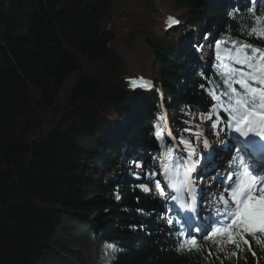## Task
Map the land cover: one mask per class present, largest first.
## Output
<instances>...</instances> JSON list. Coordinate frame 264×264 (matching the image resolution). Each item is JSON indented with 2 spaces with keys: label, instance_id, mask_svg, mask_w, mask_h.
Here are the masks:
<instances>
[{
  "label": "trees",
  "instance_id": "16d2710c",
  "mask_svg": "<svg viewBox=\"0 0 264 264\" xmlns=\"http://www.w3.org/2000/svg\"><path fill=\"white\" fill-rule=\"evenodd\" d=\"M236 8L240 17L250 8L264 16V7L239 1L0 0V264H72L64 248L76 240L115 244L122 251L110 264H222L206 255L219 237L178 251L165 222L174 202L149 179L119 174L137 149L158 160L138 158L144 177L160 168L174 144L162 106L224 121L225 100L212 95L226 88L221 69L203 68L191 37L178 39L180 26L168 19L203 27L215 47L249 39L229 17ZM230 46L221 45L222 56ZM254 249L257 257L241 253L237 264H264Z\"/></svg>",
  "mask_w": 264,
  "mask_h": 264
},
{
  "label": "snow or ice",
  "instance_id": "6c2138e0",
  "mask_svg": "<svg viewBox=\"0 0 264 264\" xmlns=\"http://www.w3.org/2000/svg\"><path fill=\"white\" fill-rule=\"evenodd\" d=\"M241 11L239 8L233 9L229 17L234 22V26L241 30V36L249 39L219 40L215 43V57L220 61L223 77L221 84L226 85V88L219 94L214 92L213 99L225 100L226 106L221 105L223 113H226L223 117L224 124L238 134L235 141L228 145L229 154L231 155L233 150L236 153L233 158V168L224 178L230 183L225 186V194L216 197L220 207L216 209L215 217L211 215L208 217L207 224L195 222L190 212L187 218L174 220L168 216L165 219L170 231L177 235L178 251H199V241L208 239L210 235L222 236L223 239L217 246L219 251L224 252L225 246L231 245L235 251L230 252L229 255L237 259L241 253L257 257L254 245L264 244V241L257 238L258 233H264V179L257 183L255 177L259 173H256L252 167L257 155L264 159V16L256 14L250 8V16L240 17ZM238 20L241 22L236 23ZM244 21H247V24ZM168 22L169 26L179 23L171 17ZM229 44L231 46L225 48L222 56L221 45ZM131 83L136 87V81ZM234 85H239V90ZM142 86L151 87V84L142 83ZM207 115L208 121H203L204 123L214 118L221 119L219 114L213 117L209 112ZM210 126L213 135L219 136V131H224V128L219 127L215 122ZM184 131L188 132L192 139H185L182 136L173 137V147L168 148L167 156L160 168L145 173V177L137 176V179H149L165 203L169 200L178 202L180 208L185 207L181 193H186L192 203L196 204V180L191 176V173L196 171L193 162V157L197 156L196 144L202 142L206 151L211 147L207 138L201 140L202 133L199 131H193L192 127L185 128ZM257 138L260 140L258 141ZM133 165L136 168L144 167L138 159L133 161ZM181 168L184 169L183 174L180 172ZM236 169H242L239 175L236 174ZM160 175H163V181L156 179ZM162 183H166L175 194H167ZM221 183L224 185V181ZM137 187L145 193L150 194L153 191L148 183H140ZM116 199H120L119 195ZM199 215L200 213L196 212V216ZM105 249L109 256L122 251L113 243L106 244ZM206 255L211 256L212 251L209 250Z\"/></svg>",
  "mask_w": 264,
  "mask_h": 264
},
{
  "label": "rangeland",
  "instance_id": "374dc122",
  "mask_svg": "<svg viewBox=\"0 0 264 264\" xmlns=\"http://www.w3.org/2000/svg\"><path fill=\"white\" fill-rule=\"evenodd\" d=\"M220 1H221V6L226 7V8H232L233 5H235V3L238 1L239 3H243L247 6H251L253 3H258V2H259L258 7L264 6V0H259L258 2L257 0H220ZM179 26L180 27L177 32L178 39L186 40L188 36L191 37L192 39L191 43L193 44V46H195V48H192V49L197 54L199 60L201 61L203 68H205L206 65L208 66L209 64H213L216 67H219L220 63L216 60V58L212 59L213 54L216 52V49L212 43L213 42L212 38H214V36H211L209 38L208 36L204 34L203 27H200V26L193 27L184 21L179 23ZM0 31L5 32L1 24H0ZM197 35L199 36L196 38ZM197 39L200 40V42L207 43V45L203 46L202 43H199V42L197 43L196 42ZM146 82L152 84L153 90L157 91L156 84H154L151 81H146ZM169 115H171L172 121L173 120L175 121V125L172 128L173 137L182 136L185 139H192V136L188 132L184 131L185 128L192 127L193 131H199L200 133H202L201 140L203 138H208L209 135H213V130L211 129V126H210L212 122L217 123L218 126L224 128L226 132L231 131V129L227 128L226 125H222L220 120H215V118L208 123H204L203 121H208V116H205V115L196 114V113L187 115L183 113H173L172 111L169 113ZM215 115L216 113L213 114V117H215ZM186 121L188 123H185ZM163 124H165V122ZM207 128H209V132H210L209 134H207L206 132ZM218 138L219 136L215 135V140ZM210 141H211V147L208 150L209 153L212 151V148L216 147L214 145L215 141L213 139H210ZM180 147L182 148L183 146H180ZM196 148H197V156L193 157V162L195 163V166L198 165L199 163H202L203 161L202 158H204L205 156V150L203 149L202 142H198L196 144ZM135 155H139V157H143L149 165L157 164V161H158L157 158L154 156H150L149 153L145 152L144 150L137 149ZM123 162L125 164V167L122 168V171L119 174L120 176L133 175L136 178L137 176L143 177L142 175L143 173L141 174L142 168L134 167L133 162L131 161L124 160ZM193 174H195V172H193ZM156 179L163 180L164 178L163 176L162 177L157 176ZM139 180H144V179H139ZM226 182L227 181H225V183ZM203 185L205 186V184ZM223 194L224 193H221V195ZM216 204L220 207V204L218 201H216ZM212 216L215 217L216 213H213ZM78 237L79 236H76L77 239ZM222 239L223 237H221V240ZM258 239H261L262 241H264V235H259ZM81 244H82L81 241L76 240L73 246L65 247L64 248L65 253L63 257H65L67 261H71L72 264H75V263L77 264L78 262H80L81 259H84V257L85 259L87 258V260H90L92 264H110L113 253L111 254V256L107 254L106 249H105V244L91 242L90 244H86L85 248L82 247ZM232 251H235V249L231 245H226L224 252H220L219 248H217L216 253H212V257L220 261L222 264H237V260H238L237 257H233L229 255V253ZM260 255L264 259V244L260 245Z\"/></svg>",
  "mask_w": 264,
  "mask_h": 264
},
{
  "label": "bare ground",
  "instance_id": "6f19581e",
  "mask_svg": "<svg viewBox=\"0 0 264 264\" xmlns=\"http://www.w3.org/2000/svg\"><path fill=\"white\" fill-rule=\"evenodd\" d=\"M193 48H195V46H193ZM206 125V124H205ZM205 131V130H204ZM206 132H207V134H209L210 132H209V128H207V130H206ZM209 137H210V139H213L214 141H217L218 139H216L215 140V135H209ZM214 145H215V143H214ZM225 146V142H220V146H219V150L216 148V147H214V148H212V153H213V155H214V157L216 158V159H218L219 160V156H223V151H222V148ZM217 151V152H216ZM210 152V153H211ZM217 153H218V155H217ZM204 158H205V156H204ZM207 158V157H206ZM222 160H224V159H222ZM220 163V162H219ZM220 164H224V162H221ZM264 172V171H263ZM214 206L212 205V207H210L209 209H210V211H213V208Z\"/></svg>",
  "mask_w": 264,
  "mask_h": 264
}]
</instances>
